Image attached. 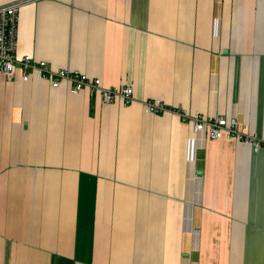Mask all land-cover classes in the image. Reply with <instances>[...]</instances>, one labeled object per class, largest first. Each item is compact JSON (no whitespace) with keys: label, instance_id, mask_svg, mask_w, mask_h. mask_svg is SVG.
<instances>
[{"label":"crops","instance_id":"crops-1","mask_svg":"<svg viewBox=\"0 0 264 264\" xmlns=\"http://www.w3.org/2000/svg\"><path fill=\"white\" fill-rule=\"evenodd\" d=\"M18 0H0V6ZM19 53L135 102L0 73V264H264V0H35Z\"/></svg>","mask_w":264,"mask_h":264},{"label":"built area","instance_id":"built-area-1","mask_svg":"<svg viewBox=\"0 0 264 264\" xmlns=\"http://www.w3.org/2000/svg\"><path fill=\"white\" fill-rule=\"evenodd\" d=\"M35 0H18L0 6V73L9 81L20 78L27 83L32 79L47 81L53 89H59L63 83L70 85L69 92L78 94L86 91L93 97L99 94L104 105L119 102L129 106L135 102L132 86L114 88L104 87L98 78H90L86 74L69 68L53 70L48 62L36 60L31 54L19 53V20L20 13L28 3ZM146 114L161 115L166 112L177 113L183 122L191 125L193 141L200 136L209 140H236L259 151L264 146V139L246 133L237 118L209 116L201 113L190 115L185 111L169 108L161 100H145Z\"/></svg>","mask_w":264,"mask_h":264}]
</instances>
